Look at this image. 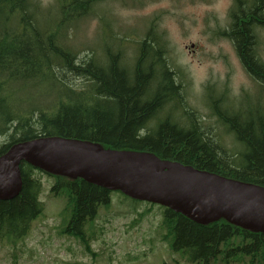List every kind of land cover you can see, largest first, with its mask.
<instances>
[{
	"label": "trees",
	"instance_id": "16d2710c",
	"mask_svg": "<svg viewBox=\"0 0 264 264\" xmlns=\"http://www.w3.org/2000/svg\"><path fill=\"white\" fill-rule=\"evenodd\" d=\"M103 2L111 0H51L47 5L0 0V135L7 138L0 155L16 142L62 136L98 142L106 149L151 152L264 187V0H232L228 26L216 31L232 42L259 87L257 96L241 93L244 103L225 106L227 89L216 99L212 85H206L207 106L223 136L208 130L187 106L177 75L182 71L170 63L168 41L156 22L148 20L145 31L130 35V30L115 29L112 17L99 15ZM92 17L99 32L82 44L81 55L69 38L72 42L73 30ZM29 86L38 89L36 102L15 96L18 88ZM177 108L182 113L174 118ZM226 138L230 148L223 144ZM19 169V195L0 200V241L13 246L23 241L30 223L43 213L42 182L33 175L38 171L54 179L50 191L63 199L59 233L78 238L95 255L87 231H93L100 208H110L113 191L26 162ZM148 205L133 224L151 212L154 204ZM161 207L160 239L185 262L174 259L171 264H264V234L224 219L198 224Z\"/></svg>",
	"mask_w": 264,
	"mask_h": 264
},
{
	"label": "rangeland",
	"instance_id": "374dc122",
	"mask_svg": "<svg viewBox=\"0 0 264 264\" xmlns=\"http://www.w3.org/2000/svg\"><path fill=\"white\" fill-rule=\"evenodd\" d=\"M50 1L41 0L43 5ZM231 5L232 0H111L103 5L104 12L116 20L115 29L140 35L148 20L156 22L168 41L172 66L182 71L177 75L184 84L187 106L197 112L202 125L221 136L223 131L207 106L206 85L213 86L210 92L216 99L226 88L231 101L241 93L256 95L259 90L244 71L230 41L216 35L219 28L228 24ZM98 32V20L90 19L72 36V43L81 48ZM261 41L264 58V34ZM83 50H79L81 55ZM128 56H132L130 51ZM37 92L34 86L20 87L15 96L36 102ZM179 112L182 113L179 108L175 109L173 117L177 118ZM6 140V136L0 135V144ZM223 144L231 147L227 138ZM33 175L42 182L39 198L43 213L30 223L23 241L15 246L7 240L0 241V264H171L179 259L160 239L163 208L154 204L150 213L133 224L137 213L149 206L148 202L135 205L117 191L111 193L110 208H100L93 231H87L90 247L96 253L91 256L77 239L59 233L64 220L63 199L50 191L54 179L38 171Z\"/></svg>",
	"mask_w": 264,
	"mask_h": 264
},
{
	"label": "water",
	"instance_id": "95a60500",
	"mask_svg": "<svg viewBox=\"0 0 264 264\" xmlns=\"http://www.w3.org/2000/svg\"><path fill=\"white\" fill-rule=\"evenodd\" d=\"M120 191L206 225L219 219L264 234V187L200 170L154 153L105 149L98 142L42 136L12 144L0 155V200L22 187L19 164Z\"/></svg>",
	"mask_w": 264,
	"mask_h": 264
},
{
	"label": "bare ground",
	"instance_id": "6f19581e",
	"mask_svg": "<svg viewBox=\"0 0 264 264\" xmlns=\"http://www.w3.org/2000/svg\"><path fill=\"white\" fill-rule=\"evenodd\" d=\"M107 3H108V2H103V3L101 4L102 10H100L99 15H103V14L107 15V12H106V11L104 12V9H103V5H105V4H107ZM229 15H230V8H229V10H228V16H229ZM95 18H96V17H92V18H90V19H95ZM96 19H97V18H96ZM81 25H84V23H81ZM81 25H79L76 29H74L73 32H77ZM69 44H70L71 46H73V43L71 42L70 38H69ZM232 46H233V49L235 50L233 44H232ZM235 52H236V50H235ZM261 55H262V54H261ZM262 58H263V56H262ZM263 59H264V58H263ZM209 85H210V83H209ZM230 103H231L232 105H234V106H237V105L240 104V103H244V102H242L241 94H240L238 97H236V98L234 99V101H231V98H230V97H227V98H226V105H225V106H229ZM25 141H28V140H25ZM31 166H32V165H31ZM32 167L37 168V167H35V166H32ZM37 169H38V168H37ZM20 191H21V190H20ZM19 193H20V192H19ZM19 193H18V195H19ZM69 237H73V236H69ZM73 238H74V237H73ZM211 264H212V263H211Z\"/></svg>",
	"mask_w": 264,
	"mask_h": 264
}]
</instances>
